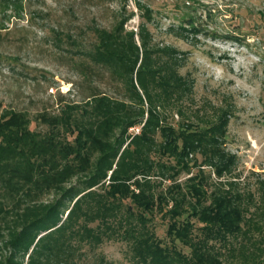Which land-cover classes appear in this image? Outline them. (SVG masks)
<instances>
[{
    "label": "rangeland",
    "instance_id": "rangeland-1",
    "mask_svg": "<svg viewBox=\"0 0 264 264\" xmlns=\"http://www.w3.org/2000/svg\"><path fill=\"white\" fill-rule=\"evenodd\" d=\"M120 22L124 32H134L139 47L144 28L142 36L156 65L171 57L174 70L189 81L182 103L160 110L162 125L178 129L191 121L206 128L225 115L222 146L234 155L233 166L218 177L213 168L200 166L197 155L188 170L163 179L165 171L155 164L149 177H137L138 188H130L154 200L166 197L162 209L152 211L131 198L108 196L110 172L89 187L85 180L93 167L77 171L81 165L73 162L76 167L67 181L38 189L0 166V210L8 212L0 214L1 263L9 258L27 263V255L9 245L11 232L31 216V208L56 203L62 220L73 208L66 230L50 238L52 243L58 239L61 261L69 256L60 264H151L140 263L133 250L134 239L145 233L169 252L190 257L191 247L168 229L174 221L187 220L191 239L200 238L203 225L192 215L195 199L190 191L199 184L205 196L196 209L208 206L214 194L228 193L243 211L241 232L225 241H209L210 254L220 264H257L264 256V0H0V118L23 113L37 140L51 136L74 147L78 129H94L100 121L98 99L136 103L135 75L131 83L89 55L97 43L95 30L112 31ZM142 126L129 128L127 134H139ZM112 134L120 132L114 129ZM155 140L161 142L159 132ZM89 154L93 161L100 156L96 150ZM151 158L159 160L153 154ZM161 163L174 165L172 158L162 157ZM171 198L183 211L176 218L168 213ZM52 257L43 256L41 263L54 264Z\"/></svg>",
    "mask_w": 264,
    "mask_h": 264
},
{
    "label": "trees",
    "instance_id": "trees-1",
    "mask_svg": "<svg viewBox=\"0 0 264 264\" xmlns=\"http://www.w3.org/2000/svg\"><path fill=\"white\" fill-rule=\"evenodd\" d=\"M189 28L195 29L194 24L190 23ZM142 32L146 30L140 29L139 47L134 40V32H124L123 22L112 31L97 29L94 32L97 43L89 54L93 61L108 66L112 74L130 78L131 83L135 75L138 87L132 84V91L136 103L113 104L105 98L98 99L96 110L100 121L94 129H78L74 147L51 136L37 140L27 129L25 115L12 112L9 116L0 118V166L7 169L12 177L26 184H35L38 189L58 187L67 181L73 175L70 171H74L76 167L73 162L81 165V168L77 167V171L93 167V174L85 180L89 187L105 179L110 172L106 194L112 198H131L138 207L148 211L155 207L162 209L163 203L168 200L164 195H159L154 200L142 190L135 193L130 188L133 185L138 188L141 183L137 177H149L155 164H159L160 169L165 171L160 174L163 179H173L179 169L188 170L192 159L197 155L201 157L200 166L213 168L218 177L229 171L234 163V155L228 154L222 146L228 122L225 115L219 116L206 128L196 127L191 121L178 129L162 125L160 110L182 103L181 97L186 96L190 85L185 77L174 70L177 66L170 54L168 60L156 65L152 59L154 54L147 48V38L142 36ZM142 123L139 134H127L129 128ZM114 129H118L120 134L114 136ZM157 132L162 139L159 143L155 140ZM81 137L83 141L80 140ZM126 139L129 140L128 144L125 143ZM95 150L100 156L93 161L89 153ZM152 154L159 156V160L152 159ZM162 157L172 158L174 165L160 164ZM167 171L172 174H165ZM197 177L198 175L194 179ZM190 191L195 199L192 215L203 225L200 228V238L195 241L191 239L192 224L187 220L182 223L174 221L169 226L168 234L191 247V256L169 252L161 247L152 234L145 233L134 239L133 250L140 263L220 264L208 251V242L225 241L228 235L241 232L243 211L235 205L234 197L228 193L214 194L210 204L198 210L196 208L201 205L205 194L199 184L190 186ZM171 202L173 206L168 213L171 218H176L183 211L180 210L179 201L171 198ZM59 207L56 203L31 208L28 210L31 211V216L22 221L19 230L11 232L9 245L27 255L26 264H42V257L47 255L53 256L54 264L68 262V255L62 261L59 259L58 239L53 243L50 241L53 234L66 230L73 214V208L67 209L62 220L59 217ZM106 211L104 209L101 214L103 218ZM2 213L8 214L5 209L0 210V214ZM40 230L45 234L39 235ZM83 230L90 231L87 228ZM262 238L264 245V228ZM5 264L23 262L9 258ZM257 264H264V256Z\"/></svg>",
    "mask_w": 264,
    "mask_h": 264
}]
</instances>
